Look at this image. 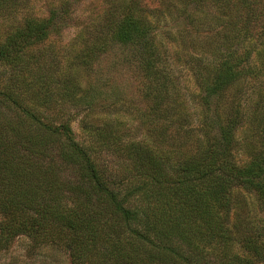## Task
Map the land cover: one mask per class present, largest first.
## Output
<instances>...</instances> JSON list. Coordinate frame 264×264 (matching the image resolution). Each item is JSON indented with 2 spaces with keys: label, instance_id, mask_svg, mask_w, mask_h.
I'll return each mask as SVG.
<instances>
[{
  "label": "trees",
  "instance_id": "1",
  "mask_svg": "<svg viewBox=\"0 0 264 264\" xmlns=\"http://www.w3.org/2000/svg\"><path fill=\"white\" fill-rule=\"evenodd\" d=\"M37 2L0 0L3 16L25 15L0 45L13 75L0 81V251L25 237L71 264H264V228L234 198L243 189L264 206V0H108L88 57L117 47L134 68L148 135L136 139L90 114L79 139L66 111H40L53 75L30 51L72 25L78 0L41 18ZM29 79L33 97L21 92Z\"/></svg>",
  "mask_w": 264,
  "mask_h": 264
},
{
  "label": "rangeland",
  "instance_id": "2",
  "mask_svg": "<svg viewBox=\"0 0 264 264\" xmlns=\"http://www.w3.org/2000/svg\"><path fill=\"white\" fill-rule=\"evenodd\" d=\"M57 2L58 0H38L31 12L39 18L45 17L49 7L58 4ZM107 2L108 0H78L74 6L72 25L30 51L29 56L35 59L46 56L52 69L53 79L48 80L50 84L48 91L54 93L53 102L40 111L55 118L66 111L70 115L69 118L73 120L72 128L79 139L85 138L81 130V121L88 114L91 116L89 119L91 126L106 122L113 123L115 128L130 132L133 138H141L143 135L148 136L147 130L142 124H138L135 110L136 108L144 109L145 102L139 92L140 83L134 68L127 64L124 54L117 47L99 55L94 62L88 57L90 52L88 40L96 38L98 32L89 25L94 19L98 20V16L108 7ZM24 16L21 13L11 19L0 13V45L10 34L12 26L20 22ZM176 71L180 77L181 89L191 100L189 101L191 112H197V103H194L197 89L190 82V74L184 67H177ZM11 74L10 69L0 67V81L10 80L13 76ZM68 77L72 82L67 81ZM60 80H63L61 86ZM69 83L71 86L64 89ZM36 84L39 83H32L30 79L22 84V96H35L39 88L35 87ZM254 92V88L250 89V94ZM64 95L71 100L62 105V101L65 100ZM92 95L100 99H97L96 104L89 105ZM190 95L192 97H189ZM79 98L83 100L77 101ZM245 159V154L239 155L240 161ZM106 162L110 164L111 160ZM63 174H68V171H64ZM234 198L245 204L248 221L264 228V206L257 205L254 194L237 189L234 192ZM2 221L4 216L0 215V223ZM31 247L33 243L30 239L25 237L15 239L8 249L0 251V264H71L68 254L56 247L49 245L42 249L37 247V252L31 251Z\"/></svg>",
  "mask_w": 264,
  "mask_h": 264
}]
</instances>
